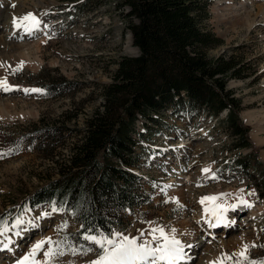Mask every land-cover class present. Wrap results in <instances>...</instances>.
I'll return each instance as SVG.
<instances>
[{"label":"rangeland","instance_id":"374dc122","mask_svg":"<svg viewBox=\"0 0 264 264\" xmlns=\"http://www.w3.org/2000/svg\"><path fill=\"white\" fill-rule=\"evenodd\" d=\"M125 10L116 0H0V80L14 88L0 90V102L5 104L0 107V153H6L0 157V218L9 227L17 217L25 221L18 228L10 227L7 237L12 243L0 247V264H16L33 244L48 237L64 241L65 254L51 264H90L101 253L85 236L77 237L78 227L69 214L47 205L22 210L19 206L45 183L51 171L50 160L44 157L48 149L74 138L75 129L84 127L85 118L101 104V85L111 81L116 62L138 53L126 28ZM27 13L41 21L39 28L32 35L14 37L22 28H15L13 19ZM209 13V27L223 43L208 55L233 56L242 66L243 76L230 79L227 87L241 100L240 117L249 127L257 158L264 163V143L257 144L251 136L253 128H261L257 136L264 138V0H213ZM15 43L24 47L12 48ZM19 56L27 63L37 58L40 64L32 69ZM23 88L43 91L24 93ZM57 125L64 126L63 132L55 129L60 131L56 138L45 134L43 129ZM137 125L142 127L141 121ZM226 133L218 122L172 114L165 115L151 133L142 129L140 170L151 202L134 209L127 227L115 232L136 237L139 243L151 241L154 227H163L166 233L175 229L186 257L177 264L208 260L221 264L222 256H231L222 264L237 260L246 264L238 255L244 245L249 246V259L264 260V209L258 210L264 207V198L247 178L227 168L239 152L248 150L232 149ZM263 168L256 167L261 172ZM221 194L216 203L238 207L225 213V223L212 228L210 215L204 218L207 202L200 201ZM241 197L252 207L239 204ZM212 218L210 224L216 223ZM67 245L92 251L72 255ZM37 259L44 257L38 254Z\"/></svg>","mask_w":264,"mask_h":264},{"label":"trees","instance_id":"16d2710c","mask_svg":"<svg viewBox=\"0 0 264 264\" xmlns=\"http://www.w3.org/2000/svg\"><path fill=\"white\" fill-rule=\"evenodd\" d=\"M116 1L126 8V28L138 54L116 62L111 81L101 85V104L84 127L75 129L74 138L48 149L44 157L51 171L19 208L54 206L74 220L77 237L124 230L129 214L151 202L146 181L133 171L141 169L142 129L151 133L167 114L222 124L232 149H248L227 168L247 178L264 198V171L256 169L264 163L239 115L241 100L227 87L230 79L243 76L242 66L233 56L208 55L223 43L208 24L213 0ZM63 126L43 130L56 138Z\"/></svg>","mask_w":264,"mask_h":264},{"label":"snow or ice","instance_id":"6c2138e0","mask_svg":"<svg viewBox=\"0 0 264 264\" xmlns=\"http://www.w3.org/2000/svg\"><path fill=\"white\" fill-rule=\"evenodd\" d=\"M40 23L41 21L33 13H27L18 19H13V26L17 29L23 28L24 32L28 35H32L33 32L39 28ZM22 63L23 62H21V64ZM16 70L19 71L20 69L17 68ZM12 88L13 86L9 85L6 79L0 80V89L10 91ZM24 91L25 93H29L42 92L43 90L25 89ZM9 151H14V149ZM3 155H6V153H0V157ZM203 171L207 173L210 169H204ZM223 195L224 194L220 196H205L200 201L201 204H206L207 202L204 209L205 213L215 218L216 223L210 224V227H215L223 223L225 213L229 209L238 207V205H228L224 207L222 204L216 203ZM176 203L179 204V201H176ZM239 204L252 207V205L242 197L239 200ZM59 210L60 209L53 206V211ZM44 215H49V213H45ZM24 222L25 221L21 217H17L10 227L12 229L18 228ZM10 227L7 220L0 218V237H5V240H0V247L8 248L12 243V240L7 237ZM62 227H66V224ZM175 231V229H171L170 233H166L163 227H154L150 230L151 241L139 243L138 238H130L120 232L112 233L111 237L103 233L86 235L84 239L94 243L101 250L98 258L91 261L90 264H161V262H163V264H177V262L183 261L186 257L184 254L185 246L175 237ZM15 235L20 236L21 233L16 232ZM143 236L144 233L141 232V237ZM45 245H48L47 249H45ZM62 245H64V241H53L51 237L39 240L31 246L29 252L16 261V264H51L53 259L65 254L64 248L61 247ZM254 246L255 245H253V247ZM189 247L191 246L189 245ZM248 247V245H244L243 249L238 254L246 261V264H264V260L257 261L247 257L246 253ZM67 248L72 255H76L77 252L87 254V252L92 251L91 248L77 249L72 245H67ZM38 254L43 255V261L37 259ZM224 259H231V256H222L220 258L221 264ZM236 264H241V261L237 260Z\"/></svg>","mask_w":264,"mask_h":264},{"label":"bare ground","instance_id":"6f19581e","mask_svg":"<svg viewBox=\"0 0 264 264\" xmlns=\"http://www.w3.org/2000/svg\"><path fill=\"white\" fill-rule=\"evenodd\" d=\"M264 15V14H263ZM241 18V16L240 17H238V18H236V20L237 19H240ZM21 35H28V34H26L25 32H24V30H23V28H22V30H21V32H19V33H17V34H14L13 36L14 37H20ZM6 43V42H5ZM14 44V43H13ZM12 45V44H11ZM14 47H16L17 49H21L22 47H24V45H20V43L19 44H16L15 43V45H12V48H14ZM29 49V48H28ZM28 53V55L30 54V52H27ZM19 55V54H18ZM29 57H30V55H29ZM25 58V57H24ZM31 58V57H30ZM29 58V59H30ZM19 59H21V61H25L24 59H23V57L22 56H19ZM32 60H34V61H32V63H27L26 61H25V64H26V66L28 67V65L33 69V68H35V67H37L39 64H40V60L39 59H37V58H34V59H32ZM29 62V61H28ZM1 66V65H0ZM10 85V84H9ZM26 89H28V88H26ZM0 90H3V89H0ZM12 90H14V88H12ZM25 88H23L22 89V91L25 93ZM4 91V90H3ZM4 106H5V104H4ZM3 105H2V103L0 102V107L1 108H3L4 107ZM1 112V111H0ZM4 115V114H3ZM261 121V120H260ZM259 121V122H260ZM260 132H263V129H261V128H253V130H252V132H251V136L253 137V139L256 141V143L257 144H259V145H261V144H263L264 143V138H259L257 135L260 133ZM204 175V174H203ZM207 175V174H206ZM189 179H191V178H189ZM183 195V194H182ZM205 207L206 206H204V208H203V210L205 209ZM225 207H227V206H225ZM264 209V207H262V209L259 207V209L258 210H263ZM257 211V210H256ZM255 211V212H256ZM228 212V211H227ZM254 212V213H255ZM208 216H209V214H207V213H205V215H204V218H208ZM210 219H212L213 220V218L210 216L209 217V220H208V222H209V225H210ZM232 221V220H231ZM225 223V222H224ZM212 224H215V222H212ZM213 228V227H212ZM214 228H216V227H214ZM193 245H195V244H193ZM193 245H191V247L190 248H192L191 250H194L195 248H194V246ZM197 249V248H196ZM189 256V255H188ZM187 256V257H188ZM213 259V258H212ZM205 262V264H211L210 263V260H208V261H204ZM162 264H163V262H162Z\"/></svg>","mask_w":264,"mask_h":264}]
</instances>
